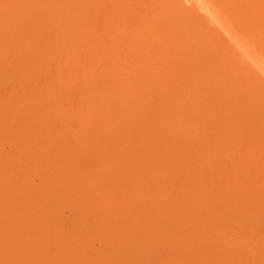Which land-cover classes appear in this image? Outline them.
<instances>
[{
    "label": "rangeland",
    "instance_id": "1",
    "mask_svg": "<svg viewBox=\"0 0 264 264\" xmlns=\"http://www.w3.org/2000/svg\"><path fill=\"white\" fill-rule=\"evenodd\" d=\"M210 1L237 44L171 0H0V264H264V0Z\"/></svg>",
    "mask_w": 264,
    "mask_h": 264
},
{
    "label": "bare ground",
    "instance_id": "2",
    "mask_svg": "<svg viewBox=\"0 0 264 264\" xmlns=\"http://www.w3.org/2000/svg\"><path fill=\"white\" fill-rule=\"evenodd\" d=\"M119 1V0H118ZM168 2V1H167ZM170 3H172V4H174V5H176L177 6V8L179 7V8H182L186 13H187V15L189 16H191V15H195L196 17H194V16H191V17H193V18H196V19H202V21L203 22H205V24H210V25H215L216 27L218 26V27H220V29L222 28V30H224L225 32H227L226 34H228V36L229 37H231V39L229 40L230 41V47H231V42L233 41H235V43L237 44L238 42L237 41H239V40H237V37H235V33H234V30L230 27V26H228V24H227V22L224 20V18H223V14L221 15L220 13L221 12H219L216 8H215V6L213 5V3L210 1V0H171V2ZM216 3V2H215ZM167 4H169V2L167 3ZM172 4H170V5H172ZM249 4V3H248ZM127 5H129V4H127ZM240 5V4H239ZM124 6V5H123ZM126 6V5H125ZM251 6H253V5H251ZM129 7V6H128ZM133 7V6H132ZM172 7V6H171ZM220 7V6H219ZM118 8H119V5H118ZM117 8V9H118ZM123 8H125V7H123ZM175 9H176V7H174ZM132 9V8H131ZM163 9V8H162ZM119 10H120V8H119ZM180 10V9H179ZM182 10V11H183ZM246 11V10H245ZM121 12V11H120ZM123 12V11H122ZM167 13V12H166ZM123 14V13H122ZM131 14V13H130ZM106 15V14H105ZM133 15V14H132ZM184 15V14H183ZM187 15L185 16L186 18H188L187 17ZM169 16V15H168ZM245 16V15H244ZM117 17V16H116ZM131 17V16H130ZM117 19V18H116ZM246 19V18H245ZM231 21V20H230ZM263 22V21H262ZM176 23V22H175ZM179 23V22H178ZM260 23V22H259ZM180 24V23H179ZM232 24H234V23H232ZM127 27V26H126ZM129 27V26H128ZM215 27V28H216ZM116 29H117V26H116ZM211 29H213V28H211ZM220 29H219V31H220ZM119 30V29H118ZM221 30V31H222ZM76 31V30H75ZM220 31V32H221ZM222 34V33H221ZM226 34H224V36L226 35ZM262 35V34H261ZM223 35H221V39L223 40V42H225L226 40L225 39H227V38H225ZM74 37V36H73ZM241 38V37H240ZM84 41V40H83ZM263 43H264V41H262ZM243 43H244V41H243ZM126 45V44H125ZM228 45V44H227ZM99 46V45H98ZM76 48V47H75ZM127 48H129L128 46H127ZM239 48H242V49H245V50H250V54H248V56H246V57H249V59L248 60H246V62H249V60L251 59V60H257V61H259L260 62V65L259 64H257L256 62H254L255 64H257L258 65V67H259V71L261 70V72L264 74V61H260V60H258V58H256L255 57V52H253L250 48H248L247 47V49L246 48H243V47H240L239 46ZM237 49V48H236ZM85 51V50H84ZM212 53V52H211ZM253 53V54H252ZM242 55V54H241ZM239 56H240V54H239ZM257 56V55H256ZM243 57H244V55H243ZM52 58V57H51ZM72 59V58H71ZM94 59V58H93ZM262 60V59H261ZM96 61V60H95ZM94 61V62H95ZM61 63V62H60ZM97 63V62H96ZM234 63V62H233ZM76 63H74V65H75ZM243 65H245V63L243 62ZM51 66V65H50ZM243 68H245V66L243 67ZM247 68V67H246ZM53 69V68H52ZM79 71V70H78ZM115 71V70H114ZM242 71V70H241ZM89 72V71H88ZM85 73V72H84ZM85 75V74H84ZM261 76H262V74H260ZM82 77H83V75H82ZM73 82V81H72ZM263 83V82H262ZM62 85H63V83H62ZM69 86V85H68ZM66 88H67V86H66ZM224 88V87H223ZM68 89V88H67ZM21 90V89H20ZM62 91H63V89H62ZM62 93V92H61ZM64 94V93H63ZM214 96V95H213ZM51 99V98H50ZM221 103V102H220ZM242 108V107H241ZM239 112V111H238ZM52 117V116H51ZM50 117V118H51ZM42 120V119H41ZM240 121V120H239ZM29 123V122H28ZM14 129V128H13ZM29 130V129H28ZM39 131V130H38ZM34 136V135H33ZM252 145V144H251ZM226 150V149H225ZM226 152V151H225ZM172 153V152H171ZM173 154V153H172ZM257 158V157H256ZM190 159H191V157H190ZM253 160V159H252ZM131 169V168H130ZM108 222V221H107ZM110 222V221H109ZM6 260V259H5Z\"/></svg>",
    "mask_w": 264,
    "mask_h": 264
}]
</instances>
